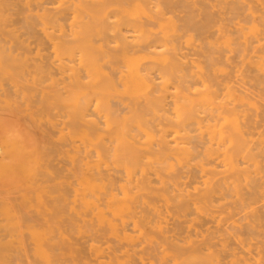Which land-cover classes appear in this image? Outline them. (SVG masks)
Returning <instances> with one entry per match:
<instances>
[{"label":"bare ground","instance_id":"bare-ground-1","mask_svg":"<svg viewBox=\"0 0 264 264\" xmlns=\"http://www.w3.org/2000/svg\"><path fill=\"white\" fill-rule=\"evenodd\" d=\"M237 24L236 0H0V57L60 60L78 136L103 164L105 247L79 257L62 245L44 264H220L227 248L230 264H264L247 210L254 194L264 216V146L221 123L220 61L238 57Z\"/></svg>","mask_w":264,"mask_h":264},{"label":"rangeland","instance_id":"rangeland-1","mask_svg":"<svg viewBox=\"0 0 264 264\" xmlns=\"http://www.w3.org/2000/svg\"><path fill=\"white\" fill-rule=\"evenodd\" d=\"M236 11L238 57L220 61L221 123L224 132L233 139H245L261 147L264 146V0H236ZM244 34L251 47L247 57L240 56ZM61 74L57 57H0V252L14 264H44L49 259L48 252L58 249L59 253L62 245L64 250L76 251L79 257L89 256L92 248L105 247L103 181L96 180L94 173L96 168L103 169V164L92 153L95 147L78 136L76 114L68 108L74 109L73 102L65 96L66 93L71 98L70 78ZM65 85H69V93ZM59 93L66 98L57 97ZM60 97L68 102L61 99L60 102ZM47 105L53 109L47 110ZM90 119L96 117L86 120ZM84 124L89 132V122ZM256 198L254 194L248 195V221L251 231L255 229L253 237L264 245L261 225L264 216H259L256 210ZM214 210H207L202 219V223L209 222L203 226L211 231L216 225L211 220V214H217L211 212ZM229 255L228 248L220 251V264H230Z\"/></svg>","mask_w":264,"mask_h":264}]
</instances>
